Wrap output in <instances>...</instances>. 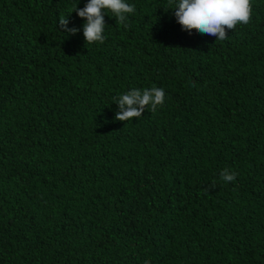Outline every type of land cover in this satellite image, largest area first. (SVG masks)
<instances>
[{
  "label": "trees",
  "instance_id": "obj_1",
  "mask_svg": "<svg viewBox=\"0 0 264 264\" xmlns=\"http://www.w3.org/2000/svg\"><path fill=\"white\" fill-rule=\"evenodd\" d=\"M88 2L0 0V264H264V0L225 40L126 0L90 45Z\"/></svg>",
  "mask_w": 264,
  "mask_h": 264
},
{
  "label": "clouds",
  "instance_id": "obj_2",
  "mask_svg": "<svg viewBox=\"0 0 264 264\" xmlns=\"http://www.w3.org/2000/svg\"><path fill=\"white\" fill-rule=\"evenodd\" d=\"M135 11V5H130L126 0H89L83 9L77 7L74 12L86 21L83 35L86 44L90 45L105 41V12H111L118 23L127 26L128 17ZM172 11L185 30L195 29L200 33L217 36L218 40H225L228 31H234L238 25H248L252 19L251 0H175ZM68 23L67 18L61 17L59 28L66 33L76 34L79 29H68ZM164 102L165 91L162 88H133L117 98L120 111L115 118L122 122L139 119L146 108L155 112ZM221 179L228 183L235 181L236 176L225 169ZM145 264L149 262L145 261Z\"/></svg>",
  "mask_w": 264,
  "mask_h": 264
}]
</instances>
